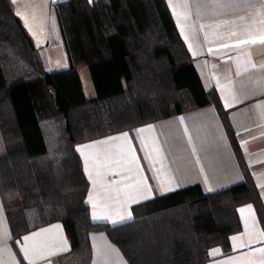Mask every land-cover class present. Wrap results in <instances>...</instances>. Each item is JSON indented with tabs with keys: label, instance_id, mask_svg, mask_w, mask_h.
<instances>
[{
	"label": "trees",
	"instance_id": "1",
	"mask_svg": "<svg viewBox=\"0 0 264 264\" xmlns=\"http://www.w3.org/2000/svg\"><path fill=\"white\" fill-rule=\"evenodd\" d=\"M54 12L70 67L48 73L12 3L0 0V198L12 239L60 223L70 249L58 264H91L93 232L106 234L128 264H208V251L228 252L230 236L240 232L238 207L253 204L264 229L250 180L211 194L195 185L155 197L119 226L92 222L77 145L210 105L233 135L165 0H69Z\"/></svg>",
	"mask_w": 264,
	"mask_h": 264
},
{
	"label": "crops",
	"instance_id": "2",
	"mask_svg": "<svg viewBox=\"0 0 264 264\" xmlns=\"http://www.w3.org/2000/svg\"><path fill=\"white\" fill-rule=\"evenodd\" d=\"M66 1L10 0L48 73L70 67L54 12L55 5ZM165 2L203 89L216 92L233 136L229 137L222 117L210 105L77 145L89 184L85 203L93 223L112 227L128 223L133 220L134 207L195 185L204 194H211L250 180L264 206V42L258 39L264 34V24L259 23L264 19V9H225L215 6L217 0ZM250 2L259 5L261 0ZM232 31L237 35L231 36ZM249 37H256L257 42L237 43ZM225 44L229 47H223ZM85 69L79 70L84 94L83 79L87 81L88 76L90 80ZM89 96L92 91L88 87ZM124 133H128L126 139H109ZM87 145L94 146L84 147ZM248 206L252 213H241L240 209ZM237 213L241 230L230 236V250L211 248L208 264H248V259L260 264L264 259L258 252L264 248V229L256 208L246 204L238 207ZM25 236L32 239L25 241ZM25 236L12 239L0 198V264H29L23 248H27L33 264H58L57 258L70 249L60 223ZM233 237L238 239L233 241ZM89 240L91 264H128L106 234L93 232ZM216 249L219 252L210 255Z\"/></svg>",
	"mask_w": 264,
	"mask_h": 264
},
{
	"label": "snow or ice",
	"instance_id": "3",
	"mask_svg": "<svg viewBox=\"0 0 264 264\" xmlns=\"http://www.w3.org/2000/svg\"><path fill=\"white\" fill-rule=\"evenodd\" d=\"M13 2H15V0H13ZM186 6L187 5H185V7ZM215 6L216 7L225 8V9H227V8L235 9V8H241V7H258V8L264 9V0H261L259 5L251 3L250 0H229V2H227V3H220L219 0H217ZM259 14L260 13L258 12V15ZM239 19L240 20H244V17H240ZM225 23H228V21H225ZM232 23H235V21H232ZM259 23L264 24V19H261L259 21ZM201 27L203 28L204 26L202 25ZM230 35L231 36H236L237 33L235 31H232L230 33ZM258 39L261 42H264V34L260 35ZM256 42H257V38L256 37H249V39H242V40H239L237 43L238 44H247V43H256ZM223 47H229V45L225 44V45H223ZM209 52H211V49H209ZM194 55H195V53H194ZM245 70H247V69H245ZM237 75H240L239 69L237 70ZM256 107L260 108L261 105H256ZM137 131L138 132H143L144 129H138ZM127 137H128V133H124V134H122L121 137H110L109 139H126ZM100 143H107V141H101ZM93 146L94 145H87V146H84V147H93ZM80 150L81 149H79V148L77 149V151H80ZM89 178L91 179V177H89ZM93 207L95 208V205H93ZM240 211H241V213H244L245 211H247L249 213H252V207L248 206L246 209H243V208L240 209ZM93 218L94 219L98 218L95 213H93ZM99 218H104V217H99ZM121 219H123V217H121ZM42 231H48V230H42ZM33 235H39V233H34ZM261 236H264V233H261ZM23 239L25 241H28V240L32 239V237L25 236ZM232 239H233V241H235V240L238 239V237H233ZM22 251L24 252L25 259H27L29 261V264H33V261L29 258V253H28L27 248H23ZM218 252H219V249L213 250V252H211L210 255H213V254L218 253ZM258 252L261 254L262 257H264V248L259 249ZM248 264H254V261L252 259H248ZM260 264H264V259H261Z\"/></svg>",
	"mask_w": 264,
	"mask_h": 264
},
{
	"label": "rangeland",
	"instance_id": "4",
	"mask_svg": "<svg viewBox=\"0 0 264 264\" xmlns=\"http://www.w3.org/2000/svg\"><path fill=\"white\" fill-rule=\"evenodd\" d=\"M85 70H86V73H87L86 75H88L87 69H85ZM83 84H84L85 94L87 95V99L94 98L95 97V93H94V90H93V86H92L91 81L88 80V76H87V81H86V79H83ZM88 87L92 91V97L91 96L88 97ZM4 154H5V147H4V144H3V141H2L1 135H0V156H2Z\"/></svg>",
	"mask_w": 264,
	"mask_h": 264
}]
</instances>
